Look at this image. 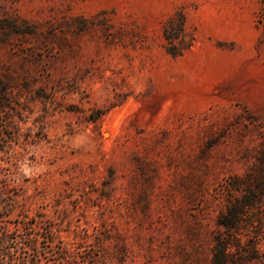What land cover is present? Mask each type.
<instances>
[{
  "label": "rangeland",
  "instance_id": "1",
  "mask_svg": "<svg viewBox=\"0 0 264 264\" xmlns=\"http://www.w3.org/2000/svg\"><path fill=\"white\" fill-rule=\"evenodd\" d=\"M247 189L264 221V0H0V264H211Z\"/></svg>",
  "mask_w": 264,
  "mask_h": 264
},
{
  "label": "trees",
  "instance_id": "2",
  "mask_svg": "<svg viewBox=\"0 0 264 264\" xmlns=\"http://www.w3.org/2000/svg\"><path fill=\"white\" fill-rule=\"evenodd\" d=\"M162 31L165 49L172 55L181 54L193 43L185 15L180 11L165 20ZM258 199L247 189L241 196L233 198L218 215L211 264H264V248L258 246L264 240V221L249 215L260 203L261 199Z\"/></svg>",
  "mask_w": 264,
  "mask_h": 264
}]
</instances>
